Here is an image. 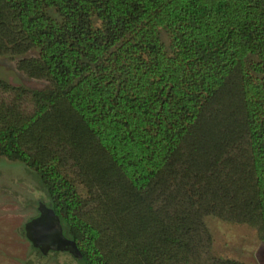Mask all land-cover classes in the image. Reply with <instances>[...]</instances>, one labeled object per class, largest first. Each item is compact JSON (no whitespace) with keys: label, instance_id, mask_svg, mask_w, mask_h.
Returning <instances> with one entry per match:
<instances>
[{"label":"trees","instance_id":"trees-1","mask_svg":"<svg viewBox=\"0 0 264 264\" xmlns=\"http://www.w3.org/2000/svg\"><path fill=\"white\" fill-rule=\"evenodd\" d=\"M0 56L48 84L0 78V159L78 264H247L207 216L264 245V0H0Z\"/></svg>","mask_w":264,"mask_h":264},{"label":"rangeland","instance_id":"rangeland-1","mask_svg":"<svg viewBox=\"0 0 264 264\" xmlns=\"http://www.w3.org/2000/svg\"><path fill=\"white\" fill-rule=\"evenodd\" d=\"M163 39L166 41L164 35ZM0 78L32 89L48 87L46 82L17 71L6 56H0ZM40 201H46V194L35 174L21 163L0 159V264H78L67 252L41 254L25 238L23 225L37 215ZM205 220L216 254L247 264H264V245L259 242L254 228L213 216Z\"/></svg>","mask_w":264,"mask_h":264},{"label":"water","instance_id":"water-1","mask_svg":"<svg viewBox=\"0 0 264 264\" xmlns=\"http://www.w3.org/2000/svg\"><path fill=\"white\" fill-rule=\"evenodd\" d=\"M38 214L23 225L26 239L34 249L41 254L48 252H67L76 259H81V253L76 243L67 238L58 215L44 202H38Z\"/></svg>","mask_w":264,"mask_h":264},{"label":"flooded vegetation","instance_id":"flooded-vegetation-1","mask_svg":"<svg viewBox=\"0 0 264 264\" xmlns=\"http://www.w3.org/2000/svg\"><path fill=\"white\" fill-rule=\"evenodd\" d=\"M37 214H38V211H37Z\"/></svg>","mask_w":264,"mask_h":264}]
</instances>
